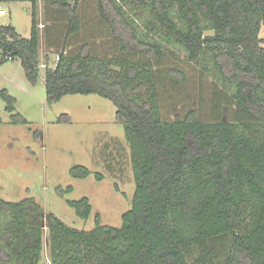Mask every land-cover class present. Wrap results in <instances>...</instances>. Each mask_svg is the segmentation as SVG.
<instances>
[{"label": "trees", "instance_id": "obj_1", "mask_svg": "<svg viewBox=\"0 0 264 264\" xmlns=\"http://www.w3.org/2000/svg\"><path fill=\"white\" fill-rule=\"evenodd\" d=\"M10 1L31 3L30 35L0 24V54L20 59L30 82L42 79L48 103L73 93L109 99L129 144L135 188L119 226L96 214L90 230L66 224L33 197L0 198V264H40L45 249L50 264H264V0H97L121 57L93 56L83 44L76 53L56 52L42 76L37 0L0 3ZM52 1L68 18L64 43L80 29L76 8ZM128 8L146 15L156 39L138 33ZM173 43L189 61L209 49L220 78L233 85L232 119L228 102L216 103L210 120L193 107L162 113L157 71ZM167 76L172 86L184 79L177 68ZM0 97L14 123L27 122L14 113L15 98L6 90ZM90 172L69 170L75 178ZM67 204L84 220L91 213L85 196ZM214 243L225 244L224 257L213 258Z\"/></svg>", "mask_w": 264, "mask_h": 264}, {"label": "rangeland", "instance_id": "obj_2", "mask_svg": "<svg viewBox=\"0 0 264 264\" xmlns=\"http://www.w3.org/2000/svg\"><path fill=\"white\" fill-rule=\"evenodd\" d=\"M68 1L71 6L75 5L80 29L63 43L68 18L52 0H37L40 76L47 66H54L56 52L76 53L83 44L89 45L93 56L121 57L108 25L99 16L97 0ZM1 7L6 13L0 15V24L11 25L22 37L29 38L31 3L10 1L1 3ZM128 13L143 38H157L145 27L146 15L140 10L135 14L129 8ZM47 41L56 46L48 47ZM165 46L169 49L157 71L162 113L172 116L178 114L179 109L193 107L200 118L210 120L213 106L218 103L220 108L228 102L226 113L231 111L227 118L232 119L233 85L220 78L209 49L197 61H189L179 45ZM136 57L128 56L130 59ZM170 68H177L184 74L183 81L175 86L167 76ZM0 90H6L15 98L14 113L27 120L14 123L0 97V198L19 201L33 197L46 211L77 229H92L96 214L101 224L119 226L121 215L130 208L135 185L129 144L122 123L116 120L112 102L96 93H73L48 103L41 79L30 82L20 59L7 60L2 54ZM74 165H83L91 172L86 177H72L69 170ZM95 173L101 175L100 180ZM68 186L72 189L67 190ZM58 188L64 191L62 195ZM83 196L91 204V213L85 220L67 204V200ZM225 250V244L214 243L211 254L219 259L224 257ZM40 264H50L46 249Z\"/></svg>", "mask_w": 264, "mask_h": 264}, {"label": "built area", "instance_id": "obj_3", "mask_svg": "<svg viewBox=\"0 0 264 264\" xmlns=\"http://www.w3.org/2000/svg\"><path fill=\"white\" fill-rule=\"evenodd\" d=\"M5 10L1 7V3H0V15L5 14ZM58 58V56H56V59ZM8 59H10V57H8ZM55 64V63H54ZM42 80V79H41Z\"/></svg>", "mask_w": 264, "mask_h": 264}]
</instances>
